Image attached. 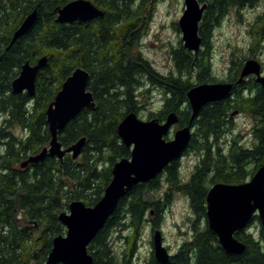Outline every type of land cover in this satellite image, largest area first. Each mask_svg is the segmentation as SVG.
<instances>
[{"label":"trees","instance_id":"1","mask_svg":"<svg viewBox=\"0 0 264 264\" xmlns=\"http://www.w3.org/2000/svg\"><path fill=\"white\" fill-rule=\"evenodd\" d=\"M70 1L0 0V264H45L54 237L66 233L59 214L74 200L97 203L112 179V166L131 156L118 126L129 112L138 114L153 88L161 91L163 100L158 110L149 112V119L165 121L176 112V128L189 123L190 89L219 81L212 66L213 34L231 9L261 8L249 31L252 56L264 38V0H201L208 3L200 22L201 48L195 53L181 40L171 48L175 69L164 74L141 49L159 0H90L103 10L102 17L60 22L58 10ZM35 9L34 24L13 41L15 31ZM42 56L48 63L38 72L35 93H13L12 82L22 65L35 64ZM79 66L90 73L88 89L96 105L71 119L58 137L68 147L85 136L81 155L73 158L67 153L62 162L47 156L21 167L49 145L46 110ZM242 66L239 61L230 69L226 80L233 84L230 96L208 103L193 121L195 131L185 154L196 153L198 159L190 176L183 178L177 159L155 179L135 185L90 243L94 264H139L133 261L139 236L145 226L161 229L177 194L189 200L190 236L168 262H158L152 251L140 264H264V225L257 215L235 233L247 246L239 256L225 253L206 221L210 187L217 182L243 183L264 162V86L255 76L239 82ZM235 111L254 120L250 143L242 140L243 133L234 132ZM121 231L129 235L127 248L119 255L113 250V234Z\"/></svg>","mask_w":264,"mask_h":264},{"label":"water","instance_id":"2","mask_svg":"<svg viewBox=\"0 0 264 264\" xmlns=\"http://www.w3.org/2000/svg\"><path fill=\"white\" fill-rule=\"evenodd\" d=\"M184 4L185 9L178 21L183 46L197 53L202 45L200 22L208 3L201 0H184ZM103 15V10L90 0H72L59 8L57 19L60 22H87ZM36 17L37 9L25 18L12 40L24 35L34 24ZM47 63V56H42L35 64L29 61L24 63L19 75L12 82L13 93L27 92L33 95L38 72ZM248 76H255L256 81L264 86V70L257 59L245 61L239 82ZM89 81V71L80 66L66 78L46 110L51 137L49 145L25 159L21 167H26L29 163L43 162L47 156L63 161L67 153L72 154L73 158L81 155L87 140L85 136L65 147L58 135L83 109L95 107L93 92L88 89ZM232 90L233 84L228 81L194 85L188 92L192 109L190 121L175 130L173 127L179 121L176 112L168 114L165 121H159L158 118L144 120L135 111L126 114L119 123L118 134L122 143L131 149V156L117 161L112 166V179L97 203L90 206L82 200H74L69 204V210L59 214V220L66 227V233L54 237L45 264H94L88 247L115 212L122 197L135 185L155 179L171 162L181 159L189 148L195 129L193 121L199 116L201 109L210 102L227 98ZM171 133L172 136L167 139L166 135ZM255 215L264 225V162L247 181L238 184L214 183L206 196L207 226L217 236L228 255L239 256L246 251V244L240 241L235 233L246 229ZM152 251L160 263L168 262L172 255L164 244L161 229L153 232Z\"/></svg>","mask_w":264,"mask_h":264},{"label":"rangeland","instance_id":"3","mask_svg":"<svg viewBox=\"0 0 264 264\" xmlns=\"http://www.w3.org/2000/svg\"><path fill=\"white\" fill-rule=\"evenodd\" d=\"M184 9V0H159L150 22V30L141 42V49L144 55L161 73L166 74L170 70L175 69L171 48L176 47L182 40V32L179 26L175 24H178ZM260 11L261 8L259 6L247 7L239 11L231 9L223 18L221 24L215 29L213 34L212 66L213 73L219 81L228 79V75L231 73L230 69L237 65V62L241 61L242 65H244L245 61L251 58L260 61L264 70V38L259 43L255 56H252L248 51L251 43L249 32L251 24ZM162 100L161 91L153 88L146 100H142L144 107L138 111V116L144 120L149 119V112L158 110ZM233 117L235 123L234 132L243 133L242 140L250 143L252 141L251 129L254 120L250 115L238 111H235ZM175 129L177 128L174 126L173 130ZM18 131L19 129H17ZM197 159L196 153L184 154L181 158L183 178L187 179L190 176ZM192 216L189 200L186 196L183 194L175 195L166 210L161 227L164 234V244L168 247L171 254H174L180 244L190 236V219H192ZM128 235L129 232L126 231L113 234V250L119 255H122L127 248L125 238ZM152 237L153 233L149 226H145L137 240L133 261L140 264L145 263L149 259L152 252Z\"/></svg>","mask_w":264,"mask_h":264},{"label":"flooded vegetation","instance_id":"4","mask_svg":"<svg viewBox=\"0 0 264 264\" xmlns=\"http://www.w3.org/2000/svg\"><path fill=\"white\" fill-rule=\"evenodd\" d=\"M32 155H34V154H32ZM31 156V155H30ZM57 158V157H56ZM58 159V158H57ZM60 162H62V161H60ZM29 164H32V163H29ZM21 221V218H19V217H17V221ZM156 229H153V230H151L152 231V233L155 231ZM162 230V229H161ZM163 232V231H162ZM163 239H164V234H163Z\"/></svg>","mask_w":264,"mask_h":264}]
</instances>
